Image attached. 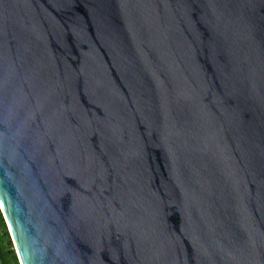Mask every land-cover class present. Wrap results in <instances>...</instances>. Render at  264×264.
Returning <instances> with one entry per match:
<instances>
[{"label": "water", "instance_id": "1", "mask_svg": "<svg viewBox=\"0 0 264 264\" xmlns=\"http://www.w3.org/2000/svg\"><path fill=\"white\" fill-rule=\"evenodd\" d=\"M0 212L19 264H264V0H0Z\"/></svg>", "mask_w": 264, "mask_h": 264}, {"label": "trees", "instance_id": "2", "mask_svg": "<svg viewBox=\"0 0 264 264\" xmlns=\"http://www.w3.org/2000/svg\"><path fill=\"white\" fill-rule=\"evenodd\" d=\"M0 264H19L3 216L0 212Z\"/></svg>", "mask_w": 264, "mask_h": 264}]
</instances>
